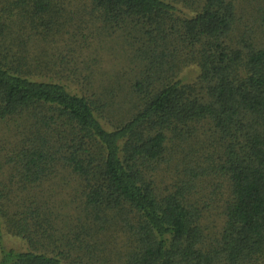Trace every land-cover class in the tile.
Masks as SVG:
<instances>
[{"label": "trees", "instance_id": "1", "mask_svg": "<svg viewBox=\"0 0 264 264\" xmlns=\"http://www.w3.org/2000/svg\"><path fill=\"white\" fill-rule=\"evenodd\" d=\"M105 43L121 94L60 80ZM0 123V264H264V0H0ZM58 175L73 219L43 190Z\"/></svg>", "mask_w": 264, "mask_h": 264}, {"label": "rangeland", "instance_id": "2", "mask_svg": "<svg viewBox=\"0 0 264 264\" xmlns=\"http://www.w3.org/2000/svg\"><path fill=\"white\" fill-rule=\"evenodd\" d=\"M183 9L189 13H193L188 8ZM95 44L96 43L93 45ZM67 45L68 43H57L54 45L53 43H50L47 45V52L49 54H52V52L56 53L58 51L56 48L60 46L61 50H65L62 48ZM70 45H72V43H70ZM103 45H108L110 47L101 48L100 51L98 52L97 50L96 53L93 52L95 58L92 60H90V58L93 54L88 56L89 50H85L76 61H71L70 59V69L68 71H66V68L64 69L63 77H61L62 79L60 80L67 83L71 90L77 92L84 91L85 93L91 94L93 91L97 94L102 93L101 96L108 95V92H112L109 94L113 95L121 94L122 88L119 86L120 80L116 79L122 75L123 69L126 65V61L118 52L122 50H114L112 46L115 45V43H105ZM66 54L67 53L65 52L64 55ZM85 61L86 63H84ZM75 68L82 69L84 75L87 73L92 74L91 79L84 80L82 76L80 78L76 77L77 75L74 76L73 70ZM198 73V67L190 65L184 68L181 75L184 80L191 81L195 79ZM54 77L55 79L58 78V76ZM131 105L130 101L122 102L121 100L112 106H108L101 118L105 121H111L113 124L120 123L121 119H124L123 117L127 115ZM12 140L11 126L8 123H0V144L11 146ZM61 179V176L58 175L51 182L45 183L43 190L45 191V195H47L48 191L54 193L52 200L57 202L58 210L65 216V220L73 219V216L77 215L75 206L79 204L81 197L74 194L77 184L73 177L68 178L67 176L65 179ZM108 228L109 226L105 228V232L99 234L101 237L100 242L109 249H113L111 247L117 243V249H121L123 247V241L120 240V238H116L117 234L115 232L109 233ZM1 240L6 249H16L19 251L30 249L25 240L21 237L12 235V233L5 228H3Z\"/></svg>", "mask_w": 264, "mask_h": 264}]
</instances>
